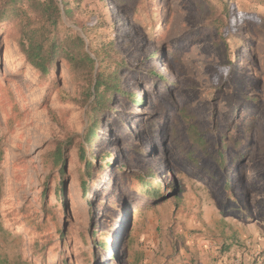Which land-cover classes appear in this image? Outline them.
I'll return each instance as SVG.
<instances>
[{
  "label": "rangeland",
  "instance_id": "obj_1",
  "mask_svg": "<svg viewBox=\"0 0 264 264\" xmlns=\"http://www.w3.org/2000/svg\"><path fill=\"white\" fill-rule=\"evenodd\" d=\"M131 2L82 0L78 13L88 31L78 30L93 48L117 43L127 63L120 69L124 87L140 98L115 94L93 145L86 141L87 108L63 104L17 44L0 39V255L8 264H264V108H257L264 107V0H230L231 14L217 25L204 22L194 0ZM153 69L173 85L155 79ZM59 77L60 88L78 97L64 65ZM244 96L258 103L247 104ZM49 107L64 125L51 120ZM184 107L205 130L219 124L230 132L247 115L260 116L236 166L235 149L226 152L232 179L239 177L234 184L243 185L232 195L192 168L174 145L186 129ZM69 137L64 173L53 172L51 150ZM82 146L89 159L109 156L94 160L93 173L103 170L88 180L89 199ZM144 172L157 175V198L126 191L119 181ZM233 195L239 199L231 204Z\"/></svg>",
  "mask_w": 264,
  "mask_h": 264
},
{
  "label": "trees",
  "instance_id": "obj_2",
  "mask_svg": "<svg viewBox=\"0 0 264 264\" xmlns=\"http://www.w3.org/2000/svg\"><path fill=\"white\" fill-rule=\"evenodd\" d=\"M117 1L121 4L133 5L131 0ZM194 1L197 10L204 17V22L209 25H217L223 21L224 15L231 14L230 0ZM81 7L82 0H0V39L7 36L17 44L26 62L38 72L41 79L47 82L52 90L58 91V98L63 104L74 103L87 108L90 126L86 141L93 145L97 140V131L100 128L103 114L113 109L111 107L113 96L116 94L132 102H138L140 98L136 92L129 91L124 87L125 76H122L120 69L127 66V63L117 43L115 41L101 42L96 48H93L91 42L87 43L86 38L80 34L79 27L80 31L84 33L88 31L87 26L81 25L78 20ZM169 55L174 56L173 51ZM62 65L67 69L71 82L77 88L78 97L72 96L60 88L59 75ZM162 71L153 69L151 74L155 79H162L167 84L173 85L170 83V78L165 77ZM243 101L253 105L258 103V97L244 96ZM9 102L12 103L14 110H18L14 98ZM164 104L169 105L166 101ZM257 108L262 110L264 107L257 106ZM158 109L159 113H163L165 108L159 105ZM234 112L236 113V108H234ZM179 113L186 129L179 137L174 136L173 141L182 156L191 163L192 168H196L212 180L216 179L217 183L222 185L229 195H232L237 188L240 190L243 187L242 182L239 180V184H234V181H237L239 177L232 179L234 176L231 173L234 172V169L228 167L226 152L230 147L235 149L232 163L236 166L239 160L248 153L249 141L254 134L260 116H248L247 112H242L243 116L241 117L247 115L245 121L243 123L236 122L232 130L226 132L219 127V124L205 130L197 122L198 117L190 114L185 107L181 108ZM15 114L14 111L9 117L11 126L16 122ZM48 115L53 122L64 125L65 120L57 115L56 109L49 107ZM158 119L160 120V118ZM156 121L150 123L149 127H152ZM174 131L177 134L178 129H174ZM211 134L220 135L221 141L212 140ZM227 137L228 140H226ZM71 142L70 138L64 145H58L51 150L48 159L53 172L60 170L61 173H64V152L68 143ZM126 147L133 151L129 145ZM80 154L85 165L81 172L83 193L89 199L88 180L103 170L101 168L98 172L93 173L96 170L94 160L103 162L109 156L107 154L94 155L89 159L84 146L81 147ZM124 167L122 166L121 169ZM218 170L224 171L225 176H221ZM119 181L126 191L131 189L138 194L147 195L149 199L158 197L157 175L154 172H144L127 179L121 176ZM58 189L57 197L62 199L61 186ZM243 194L240 191L237 195ZM238 199L233 195L230 203L232 204L233 200L238 202ZM44 209L47 211V208ZM30 219L34 221V218L30 217ZM60 235L61 239H65L62 230ZM99 245L109 249L104 238H100ZM0 264H8V261L1 255Z\"/></svg>",
  "mask_w": 264,
  "mask_h": 264
},
{
  "label": "bare ground",
  "instance_id": "obj_3",
  "mask_svg": "<svg viewBox=\"0 0 264 264\" xmlns=\"http://www.w3.org/2000/svg\"><path fill=\"white\" fill-rule=\"evenodd\" d=\"M124 20H125V19H124V17H123V18L121 17V21H124ZM119 21H120V20H119ZM167 65H168V64H167V63H165V65H164V68H162V70H164V71H165V70H166V66H167ZM108 258H110V256H108Z\"/></svg>",
  "mask_w": 264,
  "mask_h": 264
},
{
  "label": "water",
  "instance_id": "obj_4",
  "mask_svg": "<svg viewBox=\"0 0 264 264\" xmlns=\"http://www.w3.org/2000/svg\"><path fill=\"white\" fill-rule=\"evenodd\" d=\"M175 195H177V192H174V194H170V195L168 196V198H170V197H172V196H175Z\"/></svg>",
  "mask_w": 264,
  "mask_h": 264
}]
</instances>
